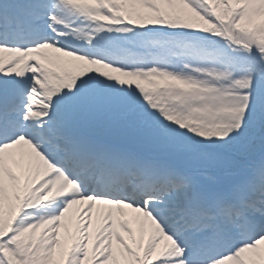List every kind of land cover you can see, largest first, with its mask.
<instances>
[{
  "label": "snow or ice",
  "instance_id": "snow-or-ice-1",
  "mask_svg": "<svg viewBox=\"0 0 264 264\" xmlns=\"http://www.w3.org/2000/svg\"><path fill=\"white\" fill-rule=\"evenodd\" d=\"M0 264H264V0H0Z\"/></svg>",
  "mask_w": 264,
  "mask_h": 264
}]
</instances>
